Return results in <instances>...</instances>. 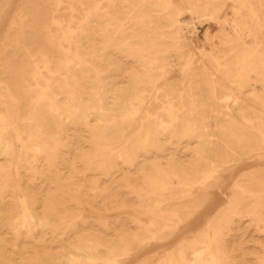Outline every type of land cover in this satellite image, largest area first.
<instances>
[{"label": "bare ground", "instance_id": "1", "mask_svg": "<svg viewBox=\"0 0 264 264\" xmlns=\"http://www.w3.org/2000/svg\"><path fill=\"white\" fill-rule=\"evenodd\" d=\"M0 264H264V0H0Z\"/></svg>", "mask_w": 264, "mask_h": 264}, {"label": "rangeland", "instance_id": "2", "mask_svg": "<svg viewBox=\"0 0 264 264\" xmlns=\"http://www.w3.org/2000/svg\"><path fill=\"white\" fill-rule=\"evenodd\" d=\"M230 7H231V5L228 6V9H227L228 12H230ZM185 16L188 17L187 14H185ZM192 23H193L194 27L196 28V33L192 36V40H194L196 44L198 43L199 45H204L207 49H210V44H208L207 40H206L207 32L210 33L212 40L214 42L219 41L218 38L216 37V34L219 31V26L216 23H214V22L212 23V22L206 20V18H201V19L196 18L194 21H192ZM228 29H230L229 26H228ZM171 54H172L171 58L173 60H176L175 55H173V53H171ZM178 71H179V68L176 65V63H174L173 71L171 72L170 75L173 77L180 78ZM249 164H250L249 161H246V160L241 161L238 164L236 171L248 166ZM110 213L114 214V211H112ZM84 214H88V208H85ZM110 217H113V216H110ZM256 238L261 240V237L254 230H252V228H249V230L244 234L243 246L245 247L247 253L254 252L255 248L253 246L252 241H254ZM18 247L21 248L22 245L18 244ZM7 250H9V252H13L11 247H9ZM247 257H249V256H247Z\"/></svg>", "mask_w": 264, "mask_h": 264}]
</instances>
